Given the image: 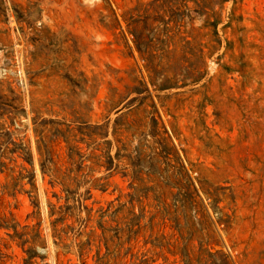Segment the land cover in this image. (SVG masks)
Returning <instances> with one entry per match:
<instances>
[{
	"label": "rangeland",
	"instance_id": "1",
	"mask_svg": "<svg viewBox=\"0 0 264 264\" xmlns=\"http://www.w3.org/2000/svg\"><path fill=\"white\" fill-rule=\"evenodd\" d=\"M0 113V131L32 150L43 262L183 264L174 251L185 247L194 263L207 248L229 264H264V0H0ZM35 117L64 121L84 155L70 186L94 232L81 259L71 236L53 243L48 202L65 192L40 174ZM80 121L101 128L80 134ZM51 157L69 166L62 139ZM158 170L174 184L157 187ZM110 202L105 242L98 210ZM129 208L143 214L139 229L117 239ZM32 210L26 193L0 202L21 224L36 221ZM4 238L0 229L3 264H21Z\"/></svg>",
	"mask_w": 264,
	"mask_h": 264
},
{
	"label": "trees",
	"instance_id": "2",
	"mask_svg": "<svg viewBox=\"0 0 264 264\" xmlns=\"http://www.w3.org/2000/svg\"><path fill=\"white\" fill-rule=\"evenodd\" d=\"M226 0H217L219 4ZM136 100L135 97L131 98L127 103ZM1 117V113H0ZM34 133L35 136L38 137L36 140V151L38 153V167L41 176L43 177L45 174L51 177V183L58 182L62 186V191L65 192L64 203L56 206L53 203L48 202L49 210L47 211L49 217V225L51 229V236L53 238V243L56 245L57 243H62L63 239L71 236V245L77 256L81 259L85 254L86 249H90L93 231H85V228L88 226V223L91 220L90 210L86 211L85 216H81L82 208H85L81 199L76 197V191L72 188L71 182H79L77 171L80 169V163L84 157V155L80 152V148L75 143L77 139H75L74 134L73 137H70L69 133L71 129L69 125L65 124L64 121H58L52 118H41L35 117L33 118ZM62 125H65V128H62ZM94 128V130H100L101 125H91L87 121H80L77 127V131L80 134H84L83 130L88 128ZM100 134L94 131H89L88 135ZM62 139L65 142L66 146V157L69 166H66L62 171L60 166L53 161L51 157V143ZM78 140H83L82 138ZM106 157V169L110 170L113 165V157L107 153ZM116 157L118 158V153H116ZM139 157L140 151L137 150V155H135L134 159H136V163L134 166H139ZM17 158H20L21 161L17 163ZM97 158V156H96ZM7 159V160H5ZM27 163L30 168L25 166ZM35 163L33 160L32 150L30 146L25 144L23 141H15L12 138V132L9 130L0 131V174L4 177V182L0 181V202L2 201L3 196L16 198L18 193H26L30 198V203L33 206V210L26 215V220L29 218H34L36 221L33 224L24 223L16 221L13 214L9 212V214H1L0 215V229L4 231L8 239L3 240L2 245L4 248L10 247V242H14L21 250L25 253V256L22 257L21 264H34V258L39 256L41 261L43 262L46 255L44 253H40L38 255L36 249L37 246H44V238L41 235V222L40 219V204L37 196L34 192H36L37 187L35 185ZM72 173H74L72 175ZM134 179V178H133ZM157 187L168 188L172 183L169 178L165 177L160 170L157 171L156 177ZM28 183L30 185L29 189L23 188L24 185ZM192 185L187 181L185 183V187ZM132 186V185H131ZM152 188V187H151ZM129 196L128 202L132 205V201L134 198H137L135 192L127 194ZM71 200V202H70ZM111 202L108 204V207L104 210L100 208L98 211L99 218L98 224L99 227L102 228V237L105 242L107 239L105 238V228L103 227V217L110 210ZM124 204H121L119 207L111 211V217L114 218L122 209ZM130 216V217H127ZM127 216L124 217L126 219L124 227H116L113 229L115 232V237L117 239L121 238V234L126 231L127 240L130 239V234L133 232L136 233L139 229V219L142 218L143 214H134L133 211L129 208L127 209ZM166 216L162 214V218ZM155 214L149 217V223L152 222ZM68 219H72V223H67ZM74 223V224H73ZM137 226V230L132 231L133 227ZM85 237L82 239V237ZM56 239H58L56 241ZM63 245L66 244L63 242ZM68 246V245H66ZM175 253H179L183 264H229L227 257L222 253L211 252L209 249L205 248L199 254L195 262L190 257V253L186 250L185 247L178 249V251H174ZM7 257V253L4 252L0 246V263H5V258ZM56 261L59 258V254H55ZM147 261L145 259H139L138 262H133L131 264H145ZM42 264H49L47 262H43ZM59 264H70L69 259L64 262L59 261ZM81 264H87L85 262H81Z\"/></svg>",
	"mask_w": 264,
	"mask_h": 264
}]
</instances>
